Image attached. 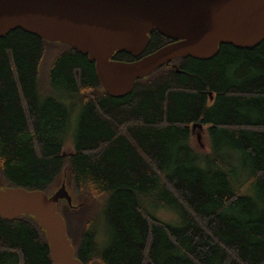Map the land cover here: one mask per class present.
I'll return each instance as SVG.
<instances>
[{
  "label": "trees",
  "instance_id": "obj_1",
  "mask_svg": "<svg viewBox=\"0 0 264 264\" xmlns=\"http://www.w3.org/2000/svg\"><path fill=\"white\" fill-rule=\"evenodd\" d=\"M170 41L153 29L142 55ZM194 123L207 125L205 153ZM68 179L71 202L56 206L84 264H264V38L177 57L112 96L87 54L5 33L0 187L51 195ZM0 264H53L33 215H0Z\"/></svg>",
  "mask_w": 264,
  "mask_h": 264
},
{
  "label": "water",
  "instance_id": "obj_2",
  "mask_svg": "<svg viewBox=\"0 0 264 264\" xmlns=\"http://www.w3.org/2000/svg\"><path fill=\"white\" fill-rule=\"evenodd\" d=\"M22 28L87 54L104 90L128 93L137 78L177 57L208 59L220 43L237 47L264 38V0H0V37ZM156 29L172 39L143 54ZM116 51L136 56L113 59ZM201 123H194V127ZM71 198L64 183L51 195L23 187H0V215H33L44 230L53 264H84L66 235L59 199Z\"/></svg>",
  "mask_w": 264,
  "mask_h": 264
},
{
  "label": "rangeland",
  "instance_id": "obj_3",
  "mask_svg": "<svg viewBox=\"0 0 264 264\" xmlns=\"http://www.w3.org/2000/svg\"><path fill=\"white\" fill-rule=\"evenodd\" d=\"M206 127H207V125H201V127L198 128V131H194L193 132L192 137H191L192 146L196 150L202 151L204 153L207 152L209 150V148H210V142L208 140V136H207V133H206ZM71 148H72L71 142H70V140H67L65 142V145H64V148H63L64 152L68 153L71 150ZM62 182L64 183V185L68 189V187H69V185H68L69 184V179L67 180V182H64V180ZM57 189H58V187H57ZM154 214L158 218H160V219H162L164 221L174 222V221H172V219L175 217V215L170 210L163 209V208H158L157 210H154Z\"/></svg>",
  "mask_w": 264,
  "mask_h": 264
},
{
  "label": "bare ground",
  "instance_id": "obj_4",
  "mask_svg": "<svg viewBox=\"0 0 264 264\" xmlns=\"http://www.w3.org/2000/svg\"><path fill=\"white\" fill-rule=\"evenodd\" d=\"M64 199V198H63Z\"/></svg>",
  "mask_w": 264,
  "mask_h": 264
}]
</instances>
